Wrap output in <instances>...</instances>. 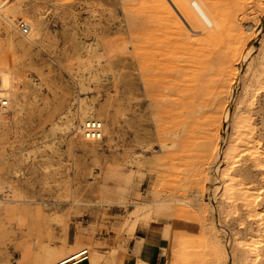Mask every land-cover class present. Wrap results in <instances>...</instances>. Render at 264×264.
Masks as SVG:
<instances>
[{"label": "rangeland", "instance_id": "374dc122", "mask_svg": "<svg viewBox=\"0 0 264 264\" xmlns=\"http://www.w3.org/2000/svg\"><path fill=\"white\" fill-rule=\"evenodd\" d=\"M11 3L42 28L22 48L25 37L10 29L9 50L0 19L16 99L0 130V264H43L59 250L69 261L83 249L90 264H130L127 244L136 232L158 241V264H244L252 258L244 245L264 264V169L244 159L232 173L235 190L262 193L255 209L220 186L235 119L264 152V0L236 14L247 30L244 49L228 65L219 105L215 95L185 92L191 82L180 83L176 67L191 59L172 49L192 10L203 53L211 55L206 30L216 15L204 0H169L164 13L148 12V0ZM14 16L25 22L20 12ZM87 114L107 127L100 141L76 130Z\"/></svg>", "mask_w": 264, "mask_h": 264}, {"label": "bare ground", "instance_id": "6f19581e", "mask_svg": "<svg viewBox=\"0 0 264 264\" xmlns=\"http://www.w3.org/2000/svg\"><path fill=\"white\" fill-rule=\"evenodd\" d=\"M251 1L252 0H204V4H206L209 9H213L214 14L216 15L215 17H213L209 20L210 24L206 30L207 36H206L205 42H206V45L211 48L210 49L211 51H209V54H211V55H209L208 57H206V55H204V53H203L204 48H201L203 43H201L199 41V39L197 38V35L195 32V27L193 26V23H192L193 22L192 10H190V15L188 16L189 17L188 18V24L186 25V27H184V29H181L183 27H180V29L176 31L177 36L174 37V40H179V46L177 47V49H176V45L172 47V49H175V51H174L175 53L185 55V56L189 57V59H191V63L187 65L188 67H186V68L185 67L184 68L183 67L182 68L176 67L177 74H183L185 77L183 80L181 79L180 83L182 81L184 82L185 79H188L189 82H191L189 84V86H186V88L184 89L185 92L190 93L193 96H195L194 95L195 93L197 95L198 94H200V95L208 94L210 96L215 95V97H217V99L214 98V100L216 99L214 104H216V105L220 104V100H221L220 98L222 97V96L220 97V94L223 93L226 89V82H227L228 74H229L228 65H229L230 61L236 57L238 50L240 49L242 51V48L244 47V45L242 47V44H244L243 41L246 38L245 34H246L247 30L242 28L237 23L236 14L239 12H242L244 10V8L246 7V5ZM11 2H12V0H0V19H2V21L7 25V28H8L7 39H8L9 50H12L15 47L12 43V41H13L12 36H11L12 32L10 29L15 28L17 34H19V32L17 31V25H16V23H18L19 20L15 18V16H14L15 13L20 12V14L22 15V18L25 20V22H23V23H25L29 28L28 34L26 36H22V37H25L26 41L20 42L17 47L22 48V47H24L25 44L28 45V44L34 43V41L36 39H38L39 33L41 31V28H42V21L40 19H38L37 17H35V19L27 17L26 9L23 5H21L20 3L15 4V3H11ZM167 3H169V0H148V8H147L148 12L155 13L157 10H160V12L164 13V7L167 6ZM190 3L193 4L194 0H190ZM254 4H256V1H254ZM250 5H252V3ZM160 45H161V43H160ZM240 47H242V48H240ZM170 49H171V47H170ZM151 50H149V51H151ZM160 51H162V50H160ZM152 53H151V55H152ZM1 54L2 53L0 50V89L4 93V96L6 97V99L8 100V107L5 110V114L0 117V130L4 126L5 121L10 118L9 116H10L12 106L16 105V99L14 96V88H15L14 77L15 76H14L13 71L10 68V65H9L10 63H7L6 61H5L6 63L3 62ZM155 55H156V53H155ZM185 56L183 58H185ZM189 59L186 58V60H189ZM154 62H155L154 60H150L149 64L151 63L153 65ZM186 63H187V61H186ZM234 63H235V61H234ZM160 64H161V62H160ZM154 69L155 68L153 66L148 67V71L152 72ZM183 75H182V78H183ZM254 79H252V80H254ZM143 82H144V84H149L150 82H152V77H151V80H150V78L149 79L148 78L143 79ZM260 88H261V86H260ZM262 88H264V87H262ZM134 90H136V89H134ZM147 90H148V88H147ZM252 98H253V96H252ZM247 99H249V98H247ZM189 103H190L189 100L184 101V106L185 107L188 106ZM246 103H248V101ZM241 104H243V102ZM238 105H239V103H238ZM249 105H251V104H249ZM239 106H236V107L239 108ZM199 108H201V107H199ZM241 108H243V107H241ZM236 112H235V114H236ZM135 113H136V110H135ZM236 116L239 117V115H236ZM4 117L6 118V120L3 122L2 119ZM95 118H96V116L87 114V115H83L82 117H80L79 121L83 123L87 119H95ZM97 118H99V121H100V117H97ZM248 118H249V116H248ZM228 119H229V113H227V117H226V120H228ZM245 121H246V119H245ZM100 122H102V121H100ZM81 124L79 125V127L78 126L76 127V130H78L79 135H80ZM112 124H114V121L111 119V125ZM184 125H186V124H184ZM102 126H103V123H102ZM245 127L246 126L244 125L242 119L241 120H239V118L235 119V122L233 124V129L231 132L232 135L230 138L231 140L229 142L230 144H229L227 150L225 149L226 151L224 153V157L222 156L224 159L221 158L224 161L225 169L222 170L220 173V186L222 183L223 192L225 193L227 198L230 195H236V200H239L241 202L242 207H245L247 210H250V209H253L254 207L259 205V203H260L259 197L262 193L259 192L257 194V196H253L252 194H250L248 192L249 191L247 189L248 187L247 188L238 187L235 190V181L233 179L234 177L232 176V173H233V169H234L235 165L244 159H246V161L247 160L251 161L253 164L252 166H254L256 168H260V170L264 169V164L261 163V162H264V160H262V159H264V152L258 151L259 147L257 148L256 147L257 145H255L252 142V140H251L252 138H250V136H249L250 133L247 132ZM133 130H136V129H133ZM111 131H113V128L110 129V132ZM102 132H103L102 135H106L108 133L106 126L103 127ZM205 132H207V131H205ZM135 133L136 132H134V134ZM137 134H139V133H137ZM135 138L136 137L134 136V139ZM88 142H97V141H88ZM135 142H137V141H135ZM254 142H255V140H254ZM208 145H210V144H208ZM145 148H146V146H145ZM213 151H214V148H213ZM213 151H211V152H213ZM223 168H224V166H223ZM242 185L243 184L241 183V186ZM222 195H224V194L222 193ZM195 199H197V198H195ZM226 201H227V199H226ZM218 214H220V213H218ZM137 216H139V215H137ZM249 217H252V215L250 214ZM138 219H139V217H138ZM247 220H248V218H247ZM135 222H136V219H135ZM243 227H245V226H243ZM133 230H134V228L131 225L130 231H133ZM236 230H237V228H236ZM240 242H241V240H240ZM244 246H245L246 251H249V253L251 252L250 257H252L250 259L245 260L244 264H258V262L260 260L259 253H257V251H255V249L250 248L249 245L248 246L244 245ZM241 247H242V245H241ZM66 255H67L66 252L61 251V250L48 252L47 255L45 256L44 260H43V264H58L59 262H63V261L66 262V261H68L65 258ZM234 255H235V253H234ZM132 261H134V260H131L130 264H134Z\"/></svg>", "mask_w": 264, "mask_h": 264}, {"label": "built area", "instance_id": "2783aa9c", "mask_svg": "<svg viewBox=\"0 0 264 264\" xmlns=\"http://www.w3.org/2000/svg\"><path fill=\"white\" fill-rule=\"evenodd\" d=\"M17 31L21 36H26L29 32L28 26L23 22L16 23ZM8 107V100L4 96V93L0 89V117L5 114V110ZM102 122L97 119H87L80 126V135L82 139L86 141H99L103 137ZM88 260V250L83 249L72 256L69 261L59 262L58 264H79Z\"/></svg>", "mask_w": 264, "mask_h": 264}, {"label": "crops", "instance_id": "0c3cea01", "mask_svg": "<svg viewBox=\"0 0 264 264\" xmlns=\"http://www.w3.org/2000/svg\"><path fill=\"white\" fill-rule=\"evenodd\" d=\"M127 257L129 262L134 260L142 264H158L162 260L160 253V244L156 239L149 238L135 233L134 237L129 240ZM79 264H90L89 260Z\"/></svg>", "mask_w": 264, "mask_h": 264}]
</instances>
